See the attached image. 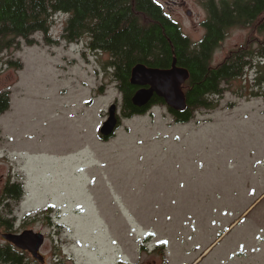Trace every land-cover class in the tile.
I'll return each mask as SVG.
<instances>
[{"label":"rangeland","instance_id":"374dc122","mask_svg":"<svg viewBox=\"0 0 264 264\" xmlns=\"http://www.w3.org/2000/svg\"><path fill=\"white\" fill-rule=\"evenodd\" d=\"M56 16L50 34L58 37L67 14ZM248 35L256 36L229 28L213 64ZM35 36L39 44L22 41L0 54V91L9 90L10 102L0 115V194L9 180L23 189L10 204L0 197V215L46 234L40 249L48 262L58 246L71 256L62 264H121V254L128 264H161L163 255L166 264H237L246 257L234 251L257 253L264 245V79L256 81L254 62L224 83L212 108L187 121L151 103L120 114L115 134L102 138L109 105L122 100L103 65L107 55L86 50L85 38L47 45ZM9 58L22 67H9Z\"/></svg>","mask_w":264,"mask_h":264},{"label":"trees","instance_id":"16d2710c","mask_svg":"<svg viewBox=\"0 0 264 264\" xmlns=\"http://www.w3.org/2000/svg\"><path fill=\"white\" fill-rule=\"evenodd\" d=\"M223 2L212 13L208 34L196 44L162 16L154 0H0V54L10 48H20L22 41L27 45L39 44L35 38L37 33L42 34L47 45L75 43L85 38L86 50L109 54L108 71L122 93L120 105L125 116L141 113L151 103L165 105L156 95L146 106L139 108L132 104L131 97L137 88L130 82L132 67L142 63L165 68L175 59L176 65L189 71L182 86L187 108L182 112L168 110L176 121L183 122L198 108H212L224 91V83L242 76L250 63L254 62L257 67L256 81L264 79V0ZM60 12L67 16L60 35L55 37L50 29ZM258 18H262L260 22ZM247 24L261 25L258 31L263 38L250 37L253 39L230 50L222 63L210 64L213 51L229 27ZM5 63L16 69L22 67L19 58H9ZM9 104V90L0 91V115ZM22 194V183L9 180L0 197L10 204L9 201L18 200ZM9 221L11 218L0 215V227L7 229ZM10 253L0 243V256Z\"/></svg>","mask_w":264,"mask_h":264},{"label":"flooded vegetation","instance_id":"af4514ba","mask_svg":"<svg viewBox=\"0 0 264 264\" xmlns=\"http://www.w3.org/2000/svg\"><path fill=\"white\" fill-rule=\"evenodd\" d=\"M154 1L159 6V9H160L162 16L165 19H167L171 24H175L174 27L177 26V29L180 32H182L184 35L188 36L190 38V40H191L192 36L186 34V30L190 34L194 35L196 38H195V40H193V42L197 44V43H200L203 40V38L209 32V29H210L209 25H210V22H211V19L213 16L212 15L213 11L218 9L224 3L223 1H225V0H154ZM227 1H230V0H227ZM261 19L258 18V21L260 22ZM234 26H236V25L230 26L229 28L234 27ZM244 27L247 30L251 29L252 34L256 35L257 37L260 38L261 34L258 31V29L261 28V25L247 24ZM226 35H227V33H226ZM226 35H225V37H226ZM249 39H250V36L248 35L245 42L248 41ZM215 51H216V48L213 51V54L215 53ZM93 52L98 53V54H106L107 57L109 58L108 53H105V52L103 53L100 51L97 52L96 50H93ZM213 54L211 57L210 64L217 65V64H213V62H212ZM108 58L104 61V64H103L107 70L109 69ZM223 60H224V58H223ZM223 60H221L218 64L222 63ZM169 67H165V68H169ZM116 105L118 107V110H117L118 122L120 123V120H121L120 114H123L124 110L122 109V107L119 103L116 102ZM134 106H136V105H134ZM136 107L140 108V106H136ZM180 112H182V111H180ZM65 203H66V201H65ZM65 203H63V204H65ZM24 220L25 219H23V221H21V222H17L16 217H13V220L9 221V225L7 226L8 230H4V232L7 231V232H10L13 234H20L23 231L29 230V229H32L35 232H39L37 230H34L31 227L28 228V226H26V223L24 222ZM68 220H69V225L73 229V227H75V217H73V216L69 217ZM61 223L62 222H59L57 220V218H53V219L50 218V221H49V224H52V226H54V225L60 226ZM83 223H84V221H82V224ZM1 233H3V232H1ZM43 235H44V240H45L47 235L46 234H43ZM258 240H262V243L264 244V238H261ZM147 241H148V236L145 238V241L142 242V249H144V250L147 249V246H146ZM0 243H2L4 247H6L7 249H9L11 251V253L8 255L0 256V264H50V263L51 264H62V259H61L62 257L67 258V259H70V257H71L69 255L63 256V253H65V252H63L61 246H58V251L54 250L53 255H52V260L50 262H48V256L41 249H39V254L37 256H35L30 251H28L27 249L19 248L15 244L7 241L6 239H4L1 236H0ZM156 246L158 247L159 245H156ZM156 246H154V248ZM56 247H57V244H56ZM263 247H264V245L261 248L255 250V251H257L256 254L254 253V249H252L253 253L250 255H247V254L242 255V254H240L242 250H237L239 255H236L235 251H234L233 256L235 255L238 257L239 256L246 257V258H244L246 260H238L239 263H237V264H261L262 262H264V249H263ZM173 258H175V256H173ZM119 259L121 261V264H128V261L123 254L120 255ZM157 262H158V260L156 258H149V259H143V260L140 259L136 262V264H157ZM167 262H169L168 256L163 255L162 259H161V264H166ZM222 263L225 264L224 262H222ZM111 264H117V263L114 262ZM186 264H202V262L200 260L198 262L193 261L191 263H186ZM228 264H230V263H228Z\"/></svg>","mask_w":264,"mask_h":264},{"label":"water","instance_id":"95a60500","mask_svg":"<svg viewBox=\"0 0 264 264\" xmlns=\"http://www.w3.org/2000/svg\"><path fill=\"white\" fill-rule=\"evenodd\" d=\"M188 77V69L176 65L175 59L169 68H155L137 63L132 67L130 73L131 84L138 87L131 97V102L142 107L148 105L151 98L156 95L164 100L168 108L184 111L187 108V102L182 86ZM117 124V105L112 103L107 109V117L100 125L99 133L107 138L115 133ZM60 187L67 191L73 190V186L68 182H60ZM1 237L19 248L27 249L35 256L39 254V249L44 242V235L32 229L25 230L20 234L3 232Z\"/></svg>","mask_w":264,"mask_h":264}]
</instances>
